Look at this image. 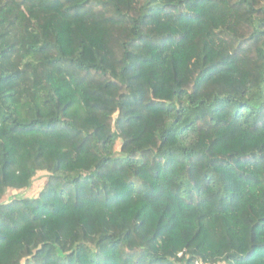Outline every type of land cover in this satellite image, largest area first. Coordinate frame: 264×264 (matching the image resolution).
<instances>
[{
    "label": "trees",
    "instance_id": "1",
    "mask_svg": "<svg viewBox=\"0 0 264 264\" xmlns=\"http://www.w3.org/2000/svg\"><path fill=\"white\" fill-rule=\"evenodd\" d=\"M0 264H264V0H0Z\"/></svg>",
    "mask_w": 264,
    "mask_h": 264
},
{
    "label": "rangeland",
    "instance_id": "2",
    "mask_svg": "<svg viewBox=\"0 0 264 264\" xmlns=\"http://www.w3.org/2000/svg\"><path fill=\"white\" fill-rule=\"evenodd\" d=\"M47 182V174L46 173H39L35 178L34 184L31 189L26 190L23 192L25 197H33L38 194V192L43 188V186ZM37 193V194H36ZM16 194L14 191H10L6 194L4 200H7L9 197L14 196Z\"/></svg>",
    "mask_w": 264,
    "mask_h": 264
}]
</instances>
